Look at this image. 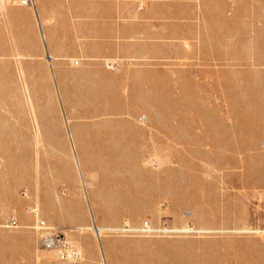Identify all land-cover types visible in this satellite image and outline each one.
Wrapping results in <instances>:
<instances>
[{"label": "rangeland", "instance_id": "1", "mask_svg": "<svg viewBox=\"0 0 264 264\" xmlns=\"http://www.w3.org/2000/svg\"><path fill=\"white\" fill-rule=\"evenodd\" d=\"M0 264H264V0H0Z\"/></svg>", "mask_w": 264, "mask_h": 264}, {"label": "built area", "instance_id": "2", "mask_svg": "<svg viewBox=\"0 0 264 264\" xmlns=\"http://www.w3.org/2000/svg\"><path fill=\"white\" fill-rule=\"evenodd\" d=\"M30 0H23L24 4H28ZM40 221H37V225L39 227H43V222L39 223ZM150 225L147 221H144L141 223L139 231L141 232H148L150 231ZM42 245L49 248H54L59 251L62 255H64L66 258L77 261L81 258L80 251L74 247L73 245H69L68 241L65 239L64 236L59 235L57 232H46V234L42 238Z\"/></svg>", "mask_w": 264, "mask_h": 264}, {"label": "bare ground", "instance_id": "3", "mask_svg": "<svg viewBox=\"0 0 264 264\" xmlns=\"http://www.w3.org/2000/svg\"><path fill=\"white\" fill-rule=\"evenodd\" d=\"M34 7V6H33ZM32 7V8H33ZM39 12V11H38ZM48 55H49V53H48ZM50 56V55H49ZM36 137V136H35ZM91 228L95 231V233H96V235H100L101 234V232H102V228L100 227V226H98V225H92L91 226ZM186 229V228H185ZM54 249V248H53Z\"/></svg>", "mask_w": 264, "mask_h": 264}]
</instances>
